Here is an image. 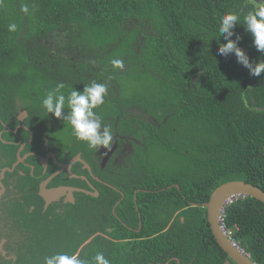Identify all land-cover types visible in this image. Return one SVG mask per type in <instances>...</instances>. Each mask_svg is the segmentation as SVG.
<instances>
[{
  "label": "trees",
  "instance_id": "16d2710c",
  "mask_svg": "<svg viewBox=\"0 0 264 264\" xmlns=\"http://www.w3.org/2000/svg\"><path fill=\"white\" fill-rule=\"evenodd\" d=\"M258 3L0 0V89L37 84L43 99L60 83L65 95L92 81L106 83L105 103L95 109L102 122L137 134L152 149L122 175L127 186L144 189L139 196L150 199L138 205L142 219L130 189L121 203L129 212L117 213L130 220H117L111 209L121 195L114 191L109 207L99 204L113 219L111 231L104 219L90 218L92 211L80 208L59 217L57 225L39 224L61 241L52 243L55 253L48 256L69 243L67 254L79 252L89 264L98 252L111 264L225 261L228 255L212 234L204 205L230 181L264 190V73L252 76L234 54L220 55L219 44L227 41L218 28L223 14H240L234 29L242 37L239 46L253 62L264 60L242 25L243 15ZM10 23L17 24L16 32L8 30ZM113 59L123 60V69H113ZM224 222L240 248L264 264V203L237 198L226 207ZM38 242L43 249L39 237ZM29 254L20 252L15 264H43L40 249Z\"/></svg>",
  "mask_w": 264,
  "mask_h": 264
},
{
  "label": "flooded vegetation",
  "instance_id": "af4514ba",
  "mask_svg": "<svg viewBox=\"0 0 264 264\" xmlns=\"http://www.w3.org/2000/svg\"><path fill=\"white\" fill-rule=\"evenodd\" d=\"M26 84L27 89H0V261L12 264L20 252L30 256L41 250L38 237L42 241L48 238L43 237L39 224L57 225L59 217L70 211L76 213L78 208L92 211L90 218L104 219L106 229L111 231L113 219L105 216L106 211L100 212L105 209L99 204L109 207L114 191L121 197L111 211L117 220L127 224L130 217L118 215L129 212L121 203L127 200L126 190L133 186H127L122 175L152 151L137 134L129 135L132 133L127 130H112L115 142L111 152L103 148L98 153L89 151L84 142L70 134V127L48 114L38 102L42 100L37 94L38 85ZM68 111L65 108V115ZM60 188L65 189L62 195L49 196L50 190ZM142 191L145 190H131L140 219L139 203L150 202L145 195L139 196ZM82 195L91 199H83ZM46 197L54 200L48 202ZM181 220L185 222L182 216Z\"/></svg>",
  "mask_w": 264,
  "mask_h": 264
},
{
  "label": "clouds",
  "instance_id": "9594fccd",
  "mask_svg": "<svg viewBox=\"0 0 264 264\" xmlns=\"http://www.w3.org/2000/svg\"><path fill=\"white\" fill-rule=\"evenodd\" d=\"M22 11L27 13V6H24ZM242 19L245 31L253 38L254 47L258 52L264 54V0H259L258 6L253 7L252 10L244 14ZM240 21L241 15L236 12H227L222 15L218 28L219 38L223 37L227 42L219 44L218 53L225 57L234 54L237 58V63L247 68L250 75L259 77L264 73V60H260L258 63L253 62L245 50L239 46L242 37L236 35L234 29L238 23L240 24ZM17 28L18 26L15 23L8 25L10 32H16ZM234 35L235 39L232 38ZM219 38L217 39L218 41ZM110 63L113 69H123L124 67V62L121 59H113ZM64 87V84L60 83L54 89L49 90L42 99V107L48 114H53L55 118L61 119L65 127H70L71 134L75 140L84 142L89 150L98 153L103 148L107 152H111L115 136L111 127L104 124L95 111V109L104 105L105 97L108 95V85L92 81L90 84H86L82 91L73 88L67 95L61 92ZM65 108L69 110L66 115L64 113ZM240 197L245 196L233 198L226 207ZM225 210L221 214L220 226L222 222L225 224ZM236 244L237 246H235L240 248L237 242ZM93 259L95 264H111L102 252H98ZM43 264H89V261L81 259L79 252H74L71 255L56 253L51 256H45Z\"/></svg>",
  "mask_w": 264,
  "mask_h": 264
},
{
  "label": "water",
  "instance_id": "95a60500",
  "mask_svg": "<svg viewBox=\"0 0 264 264\" xmlns=\"http://www.w3.org/2000/svg\"><path fill=\"white\" fill-rule=\"evenodd\" d=\"M64 192L65 189L63 188L50 190L49 196H60ZM238 196L252 197L264 203V190H262L258 186L241 180L227 182L218 186L212 193L209 202L205 203L204 205V207H206L207 209L208 222L210 224V228L215 240L228 255L229 259L224 264H231V261L235 262L236 264H257L251 259L250 255L245 254L243 250L236 247L231 242V240L227 238L222 227L219 224L221 214L225 210L228 202ZM51 197H46L48 202L54 200ZM91 240H89V242ZM176 260L178 261V264H180V260Z\"/></svg>",
  "mask_w": 264,
  "mask_h": 264
},
{
  "label": "rangeland",
  "instance_id": "374dc122",
  "mask_svg": "<svg viewBox=\"0 0 264 264\" xmlns=\"http://www.w3.org/2000/svg\"><path fill=\"white\" fill-rule=\"evenodd\" d=\"M49 231H50L49 228L47 230L45 228H43V230H42L43 237L44 238H48V240L42 241V244H43V247H44L43 249L40 250V255L42 256V260H41L42 262L44 260L43 257L44 256H48L51 253H55L53 247L56 244H60L61 243V241L58 240V238H52L51 237L52 234ZM52 243H54L55 245L52 244ZM68 244L69 243H67L66 246H68ZM66 246L64 247V251H62L61 253H67L66 250H65Z\"/></svg>",
  "mask_w": 264,
  "mask_h": 264
},
{
  "label": "built area",
  "instance_id": "2783aa9c",
  "mask_svg": "<svg viewBox=\"0 0 264 264\" xmlns=\"http://www.w3.org/2000/svg\"><path fill=\"white\" fill-rule=\"evenodd\" d=\"M221 226H222V229H223L225 235H226L229 239L232 240V242L234 243V245L237 246L235 240H234L233 237H232V236H233L232 231L228 230L227 227L225 226V224H224L223 222H222V225H221Z\"/></svg>",
  "mask_w": 264,
  "mask_h": 264
}]
</instances>
